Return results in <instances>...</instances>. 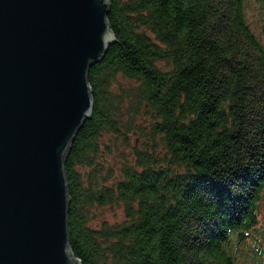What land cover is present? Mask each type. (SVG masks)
Wrapping results in <instances>:
<instances>
[{
	"label": "trees",
	"instance_id": "trees-1",
	"mask_svg": "<svg viewBox=\"0 0 264 264\" xmlns=\"http://www.w3.org/2000/svg\"><path fill=\"white\" fill-rule=\"evenodd\" d=\"M108 2L115 42L64 161L70 249L81 264H239L232 243L264 233V48L244 0ZM105 136L125 149L117 176ZM113 203L123 220L92 226Z\"/></svg>",
	"mask_w": 264,
	"mask_h": 264
},
{
	"label": "water",
	"instance_id": "water-1",
	"mask_svg": "<svg viewBox=\"0 0 264 264\" xmlns=\"http://www.w3.org/2000/svg\"><path fill=\"white\" fill-rule=\"evenodd\" d=\"M108 0H0V264H81L64 161L115 42Z\"/></svg>",
	"mask_w": 264,
	"mask_h": 264
},
{
	"label": "rangeland",
	"instance_id": "rangeland-1",
	"mask_svg": "<svg viewBox=\"0 0 264 264\" xmlns=\"http://www.w3.org/2000/svg\"><path fill=\"white\" fill-rule=\"evenodd\" d=\"M245 3V12L247 22L251 30L257 35L260 43L264 48V10H263V0H244ZM120 84H125L126 79L119 77ZM148 118L146 116H141L138 118L137 126L142 124L147 125ZM141 135V134H140ZM136 135L131 136L130 143L135 144L134 140ZM104 142L110 143L108 148L104 149L103 153V162L108 165H102L103 167H109L112 174H119V165H117L119 156L124 153V147L120 144H117L118 140H114L113 137L109 138L105 136L103 139ZM136 142V144H138ZM126 151H128L126 149ZM90 223L92 226H101L103 224L113 225L118 222H121L124 218L123 207L120 204H104V205H94L90 209ZM264 225V194L259 203V224L256 229L261 228ZM253 235L249 238L247 237L242 243L233 242L231 247L233 248V253L236 256L237 262L239 264H263V260L260 258V253L264 252V233L260 237L259 233H255V230L252 231ZM255 234V236H254ZM256 237V238H255Z\"/></svg>",
	"mask_w": 264,
	"mask_h": 264
}]
</instances>
